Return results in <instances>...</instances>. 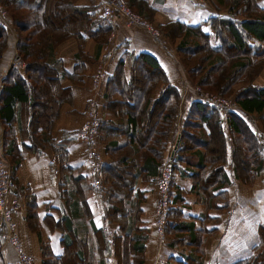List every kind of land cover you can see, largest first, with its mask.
Masks as SVG:
<instances>
[{
	"label": "trees",
	"instance_id": "16d2710c",
	"mask_svg": "<svg viewBox=\"0 0 264 264\" xmlns=\"http://www.w3.org/2000/svg\"><path fill=\"white\" fill-rule=\"evenodd\" d=\"M63 1L2 0L9 13L7 20L15 30L16 56L0 89L5 156L15 153L12 129L18 123L26 149L55 148L61 173L67 169L68 150L63 143L52 139L51 131L63 104L72 99L70 87H64L62 81L68 79L74 86L84 85L85 65L81 61L82 57L90 60L84 54L87 39L103 44L115 25L103 15L97 17L95 5L81 6L78 0H66L63 7ZM208 1L216 13L207 21L195 26L175 21L160 29L177 43L178 61L191 80L189 83L221 97H233V109H220L198 98L183 123L178 143H174L173 125L179 116L183 94L189 92L186 84L182 94L150 53L132 57L128 78L121 63L108 79L104 118H99V138L112 159L103 166V188L97 192L104 201L105 220L119 226V233L115 232L119 264L143 262L149 230L141 225V204L146 197L136 188L137 182L155 183L157 190L165 164L170 165L172 177L164 233L170 248L181 247V258H172L174 264H206L205 244L211 232L204 225L217 220L206 214L197 227L195 220L186 219L185 196L195 194L209 212L221 211L219 204L226 199L221 193H212L231 184L224 172L228 155L245 181L264 174V86L256 84V78L264 72V8L257 0ZM126 2L132 11L145 15L144 0ZM62 10H65L63 15ZM70 38L76 39L79 46L76 55L79 63L72 72L65 69L57 55L58 46ZM8 44L7 27L0 23V64ZM253 121L259 124L260 133ZM224 123L228 124L230 133V154ZM7 143H12V147ZM211 147L218 151L217 155H211ZM194 152L198 155L195 163ZM183 163L193 171V185L188 194L174 184ZM206 171L209 177L204 178ZM75 190L66 192L67 200L73 199ZM68 206L69 211L61 214L62 222L57 223L67 231L63 242L65 252L56 256L48 243H42V264H92L87 251L89 229L85 223L89 213L77 205ZM258 236L259 243L252 256L233 264H264V221L258 227ZM2 241L4 244L3 234ZM0 264H5L1 250Z\"/></svg>",
	"mask_w": 264,
	"mask_h": 264
},
{
	"label": "crops",
	"instance_id": "0c3cea01",
	"mask_svg": "<svg viewBox=\"0 0 264 264\" xmlns=\"http://www.w3.org/2000/svg\"><path fill=\"white\" fill-rule=\"evenodd\" d=\"M105 1L95 0L91 4V0H78L77 4L81 6L95 5L96 16L102 17V4ZM144 1L146 3L145 15L142 16L158 30L161 26L167 27L175 21L195 26L207 21L215 14V10L207 5V1ZM257 1L264 8V0ZM159 31V37L154 38L147 30L132 28L125 19L118 18L105 43L100 44L93 39H87L84 54L90 60L82 57L81 61L85 65L84 85L74 86L68 79L62 81L64 87H70L72 99L63 104L59 118L51 131L52 139L60 144L63 143L68 150L65 172L61 173L59 170L55 148L45 146L38 147L37 150L26 149L23 145L19 125L18 123L14 124L12 130L14 131L15 145L13 146H16V150L14 154H9V157H6V166L20 189L21 208L15 216L17 234L23 250L32 257L34 264H42V243H48L56 256H61L65 252L63 242L67 237V231L64 225L58 224L57 226V223L62 222L61 214L69 211L68 205H77L89 213L90 218L85 223L89 229L87 251L92 264H119L115 247V232L119 233V226L115 223L110 224L104 218V201L93 186L94 179L88 161L87 146L80 138V131L86 123L88 105L91 100H95V112L100 118H104L103 105L109 77L123 63L125 76L128 78L132 57L141 53H150L156 57L168 80L183 94L184 84L191 80L178 61L177 43L171 41V38L163 34L161 29ZM15 39L9 32L8 49L0 64V89L3 79L14 63ZM78 53V42L74 38L64 41L57 48V55L63 60L64 67L68 72H72L75 65L79 63L76 62ZM175 54L178 56L177 58ZM101 69H103L105 80L99 85V89H96L94 79ZM198 98L199 96L193 91H189L186 96L183 94L179 116L173 125L175 127V135L172 138L174 143H178L179 132L190 112L192 103ZM223 126L228 141V154H230L228 124L224 123ZM253 126H256L260 133L259 124L256 121H253ZM204 130L205 133H208L207 128ZM4 134L5 126L0 118V147H4ZM102 135L104 136L103 133ZM121 139L122 142L125 141V137ZM98 143L106 164L112 158L107 155L106 145L101 143L99 135ZM7 144L12 147V143ZM28 144L30 145V143ZM171 152L172 149L169 154ZM196 152L193 154L194 163L198 160ZM224 172L231 184L220 191L214 190L212 193L213 195L221 193L222 197H225L226 200L219 204L222 207L221 211L211 210L209 212L197 195L188 194L193 185L191 179L193 171L187 169L186 163L180 165L174 178V184L188 194L185 196L186 208L183 209L186 219L195 220L199 227L206 214L208 218L209 216L217 218V220L208 221L204 225L211 232L205 244L206 264H233L239 260L250 258L254 247L259 243L258 227L264 221V174L253 176L255 182L247 184L234 168L231 155H228L224 163ZM207 177H209V172L206 171L204 178ZM67 179L69 182L66 183ZM136 188H139L146 197L141 204L143 211L141 225L149 230V237L145 243L146 248L142 255V264H174L172 258H181V247L170 248L168 246L169 238L161 236L157 230L155 204L158 193L155 183L139 181ZM72 189H76V195L72 200H67L66 192L72 191ZM224 203L227 204L226 207H224ZM30 214L32 216L29 218ZM2 234L3 219L0 214V250L5 264H12L15 260V253L11 248L1 249ZM80 239H84L82 235H80Z\"/></svg>",
	"mask_w": 264,
	"mask_h": 264
},
{
	"label": "built area",
	"instance_id": "2783aa9c",
	"mask_svg": "<svg viewBox=\"0 0 264 264\" xmlns=\"http://www.w3.org/2000/svg\"><path fill=\"white\" fill-rule=\"evenodd\" d=\"M103 17L111 24L120 17L125 19L126 23L132 28H143L152 34L154 38L159 37V31L142 16L132 11L125 0H106L102 4ZM6 11L0 6V23H4ZM105 80L103 69L99 71L94 79L96 89ZM190 89V90H189ZM194 91L200 96V99L219 107L220 109H233L235 106L232 101L208 91H204L199 87L186 86L187 91ZM87 120L80 131V138L87 146L88 161L93 175V186L96 190L103 187L101 180L104 160L99 150V115L95 112V100H91L88 105ZM171 168L169 164H165L162 168L158 179L157 200L155 204L157 220L156 227L159 234L163 233L166 217L169 209V190L171 183ZM19 185L12 177L6 166V156L3 147H0V214L3 219V240L2 249L11 248L15 253V260L12 264H34L31 256L25 253L17 234V223L15 216L21 208V198L19 197Z\"/></svg>",
	"mask_w": 264,
	"mask_h": 264
},
{
	"label": "rangeland",
	"instance_id": "374dc122",
	"mask_svg": "<svg viewBox=\"0 0 264 264\" xmlns=\"http://www.w3.org/2000/svg\"><path fill=\"white\" fill-rule=\"evenodd\" d=\"M126 1V0H125ZM205 1H207V5H209V1L208 0H200V2H205ZM65 3H66V0L65 1H63V7H65ZM58 5H60V4H58L57 3V6ZM0 6L2 7V9L4 10V11H6V14H5V16H4V23L3 24H5V26L7 27V32H8V38H9V32L10 33H12L13 34V37H15L16 38V34H15V30H14V27H13V25H12V22H10V21H8L7 20V17H8V10H7V8L3 5V3H2V0H0ZM210 7V6H209ZM65 13V10L63 11L62 10V15ZM216 13V12H215ZM147 22H148V20H147ZM150 23V22H149ZM155 27V26H154ZM156 28V27H155ZM157 29V28H156ZM15 35V36H14ZM159 35H160V32H159ZM16 40V39H15ZM8 43H9V41H8ZM176 55V54H175ZM176 58L178 57L177 55L175 56ZM179 59V58H178ZM14 61H15V59H14ZM14 64V63H13ZM13 66V65H12ZM22 68V67H21ZM23 69V68H22ZM142 75L143 76H145V74H143L142 73ZM186 84V86L187 85H190V87H199V88H201L200 86H198V85H196V84H193V85H191L189 82H186L185 83ZM256 84H258L259 86H264V72H262V73H260V75L256 78ZM202 89V88H201ZM190 90V89H189ZM202 90H204V89H202ZM205 91V90H204ZM210 93V92H209ZM213 94V93H212ZM214 95H217V96H219L218 94H215L214 93ZM221 97V96H220ZM222 97H224V98H226V99H229V100H231L232 101V103H233V105L235 106V102H234V98L233 97H225V96H222ZM100 118V117H99ZM100 146V145H99ZM210 152H211V155H217V152L218 151H216V150H213L212 149V147L210 148ZM102 158H103V155H102ZM104 160V159H103ZM245 181V180H244ZM245 182H247V184H252V183H254L255 181L253 180V178L250 180V181H245ZM259 184V183H258ZM257 184V185H258ZM263 186H264V184H263ZM158 230V229H157ZM164 230H165V225H164V229H163V233L161 234V236H165V233H164Z\"/></svg>",
	"mask_w": 264,
	"mask_h": 264
}]
</instances>
